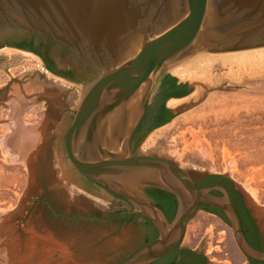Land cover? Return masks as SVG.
Segmentation results:
<instances>
[{"label":"rangeland","instance_id":"rangeland-1","mask_svg":"<svg viewBox=\"0 0 264 264\" xmlns=\"http://www.w3.org/2000/svg\"><path fill=\"white\" fill-rule=\"evenodd\" d=\"M6 50L12 48L0 50V264H118L157 230L148 231L140 216L113 217L132 206L90 184L69 162L64 136L86 90L44 68L38 54ZM249 50L256 53L238 55ZM235 52L233 62L199 70L201 81L172 71L185 62L200 68L195 60L163 69L147 106L167 77L189 85L190 94L170 108L167 124L144 128L135 151L167 157L197 181L230 178L264 248V46ZM181 249L204 255L206 264H251L226 218L205 208L188 224Z\"/></svg>","mask_w":264,"mask_h":264},{"label":"water","instance_id":"water-1","mask_svg":"<svg viewBox=\"0 0 264 264\" xmlns=\"http://www.w3.org/2000/svg\"><path fill=\"white\" fill-rule=\"evenodd\" d=\"M28 34L54 42H21ZM8 40L34 45L84 87L64 136L69 162L132 206L113 217L140 214L157 230L156 238L118 264H151L180 247L202 205L222 211L239 251L264 264V250L248 244L226 189L200 187L171 159L132 148L163 69L180 60L264 46V0H0V44ZM149 188L175 197L173 220L150 201L144 193Z\"/></svg>","mask_w":264,"mask_h":264},{"label":"flooded vegetation","instance_id":"flooded-vegetation-1","mask_svg":"<svg viewBox=\"0 0 264 264\" xmlns=\"http://www.w3.org/2000/svg\"><path fill=\"white\" fill-rule=\"evenodd\" d=\"M28 36L29 37L27 39L22 40L21 42H54L52 40L44 39L42 35H38V34H28ZM3 42L4 43L0 44V50L4 48H12V50L20 49V50L36 53L44 60L47 68H49L48 70H51V72H53L54 74L64 77L70 81H75L74 75L67 74L63 71H58L54 66V64L51 65V63L47 60L46 56L42 54V52H40L38 49H36L34 45H28L26 43H21V44L10 43L11 41L9 40ZM189 91H190L189 85L176 80L174 77L171 78L167 77L161 83L157 97L153 102V106L152 107L150 105L147 106V115L134 139L132 145L133 150H135L136 143L139 140L140 135L143 132L144 128L148 124L151 127L154 126V129H156L167 124L170 121V118L172 116V111L167 106V102L173 98L183 99L190 94ZM194 180L200 187H223L224 189H226L232 203L234 204V206L236 207V209L240 214L244 229V235L248 244L251 247L264 250L262 246L256 244L255 242V241H259V242L262 241L258 226L252 214L250 213L249 209L245 205L241 193L235 187L234 182L228 177L212 176V175H207L206 177H204L202 181H197L195 178ZM87 181L90 184H95L93 181L89 179H87ZM86 188L90 189L89 186H86ZM144 193L148 196V198L152 203H154L164 211L168 219H169V211L170 210L172 212L176 211L177 200L172 194L156 188L146 189ZM211 193L218 196L223 195V192L220 191L219 189H213L211 190ZM201 208L212 210L214 212L221 214L226 218L225 214L218 209L212 208L208 205H202ZM122 215H129L135 217L140 216L142 217L143 220H145V222L148 223L146 225L144 224V226H149L147 227L148 231L154 232L155 231L154 229H156L153 223L149 219H147L146 217L140 214H122ZM157 234L155 238L157 237ZM148 241L149 240L145 241L144 243ZM179 248L180 247L176 248L174 251H172L162 259L155 261L151 264H206V258L204 257V255L194 252L192 250L191 251H188L187 249L179 250ZM173 254H178V255L177 257L172 258L170 261H165L166 258L171 257ZM252 263L257 264L251 261V264Z\"/></svg>","mask_w":264,"mask_h":264},{"label":"bare ground","instance_id":"bare-ground-1","mask_svg":"<svg viewBox=\"0 0 264 264\" xmlns=\"http://www.w3.org/2000/svg\"><path fill=\"white\" fill-rule=\"evenodd\" d=\"M259 48V47H258ZM254 49V48H253ZM244 50H248V49H244ZM238 51H242V50H238ZM263 51V50H262ZM6 52L9 54H11V53H13L12 52V50H6ZM229 52H234V53H236L235 51H228V53H218V54H214V55H209V56H205V57H200V58H195V59H191V60H193V62H194V60L196 61V63H198V65L200 66V68L198 67H195V69H190V65H187L186 63L187 62H185V61H183V62H185V64H184V67L182 68L181 67V65H176L177 67H173L172 68V71H173V73H175V74H177L180 78H182V79H190V81L192 80V81H201V80H203V79H205V73H203V74H201L200 73V71L199 70H205V68L207 67V68H211L214 64H216L217 65V62H227V61H232L233 62V60H232V56L233 55H237L238 53H240V54H238V55H240L241 56V58H244L245 57V54H248L249 52H255L256 53V51H244V52H238L237 54H234V53H229ZM259 52V51H258ZM232 54V55H231ZM239 56V57H240ZM239 57H237V59L238 60H240L239 59ZM230 58H231V60H230ZM233 58H235V56H233ZM245 59V58H244ZM243 59V60H244ZM191 60H190V62H191ZM236 60V59H235ZM234 60V61H235ZM237 61V60H236ZM244 61H247V60H244ZM244 61H240V64L242 63V62H244ZM177 62V61H176ZM175 62V63H176ZM182 62V63H183ZM175 63H172V64H170L169 66H171V65H173V64H175ZM196 63H194V64H196ZM236 63H238V62H236ZM230 64V63H229ZM243 64V63H242ZM197 65V64H196ZM223 65V64H222ZM224 65H225V63H224ZM170 68V67H169ZM204 68V69H203ZM208 70V69H207ZM208 72L210 73V71L208 70ZM207 72V73H208ZM211 75H212V73H211ZM208 76V75H207ZM210 76V75H209ZM208 79H209V77H208ZM210 79H211V76H210ZM209 79V80H210ZM205 81V80H204ZM207 81V80H206ZM211 81V80H210ZM182 101H181V99H171V100H169L168 101V106L170 107V108H172V109H177L178 108V106H179V104L181 103Z\"/></svg>","mask_w":264,"mask_h":264},{"label":"trees","instance_id":"trees-1","mask_svg":"<svg viewBox=\"0 0 264 264\" xmlns=\"http://www.w3.org/2000/svg\"><path fill=\"white\" fill-rule=\"evenodd\" d=\"M49 69V68H48ZM51 71V70H50ZM175 212L173 211H169V220H172L173 216H174Z\"/></svg>","mask_w":264,"mask_h":264},{"label":"crops","instance_id":"crops-1","mask_svg":"<svg viewBox=\"0 0 264 264\" xmlns=\"http://www.w3.org/2000/svg\"><path fill=\"white\" fill-rule=\"evenodd\" d=\"M171 100V99H170ZM167 106H168V102H167ZM169 107V106H168ZM170 108V107H169ZM172 109V108H171Z\"/></svg>","mask_w":264,"mask_h":264}]
</instances>
